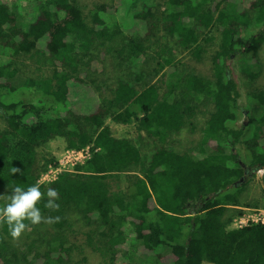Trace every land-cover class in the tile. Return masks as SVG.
<instances>
[{
  "label": "trees",
  "instance_id": "16d2710c",
  "mask_svg": "<svg viewBox=\"0 0 264 264\" xmlns=\"http://www.w3.org/2000/svg\"><path fill=\"white\" fill-rule=\"evenodd\" d=\"M15 1L31 11L21 27L11 0H0V56L8 55L0 57V206L14 186L39 183L59 192L61 207L46 209V197L37 207L61 220L18 240L0 227V264H118L120 248L137 242L150 253L128 264H264V223L229 227L244 186L264 170V91L250 93L237 124L239 91L227 65L242 58L245 76L259 75L264 0H161L156 10L150 0H114L88 12L75 0ZM179 51L207 59L211 73L180 70ZM112 52L150 62L151 76L96 70ZM17 73L31 93L6 100ZM199 112L207 116L196 145L174 149L168 135L193 130ZM107 118L136 122L150 149L113 135ZM57 136L69 149L89 146V157L40 182L53 158L39 164L37 148ZM121 177L126 186L114 189Z\"/></svg>",
  "mask_w": 264,
  "mask_h": 264
},
{
  "label": "rangeland",
  "instance_id": "374dc122",
  "mask_svg": "<svg viewBox=\"0 0 264 264\" xmlns=\"http://www.w3.org/2000/svg\"><path fill=\"white\" fill-rule=\"evenodd\" d=\"M75 1H77V3L83 6L84 12H88L92 8V6L96 3L104 2L108 5H112L114 0H75ZM150 1H152L155 4L154 6L155 10L157 4L161 2V0H150ZM234 1L239 2V0H234ZM15 2H16L15 0H11V7L17 15L18 25L24 27L27 24L30 17V11H31V7H29L30 4L24 1L23 3L20 4L21 5L20 7H16V5L13 4ZM250 31H252L251 28L242 30L241 37L245 38L246 34L249 33ZM120 40L121 37H119V39L116 42H114L115 47L117 45V42H119ZM7 56L8 55L3 54L0 57L2 59H6ZM174 62L176 66H179L180 70L185 69L188 71H192L198 75H209L211 73L210 64L207 59H203L199 61L194 59L193 57H190L185 52H180V51L177 52L174 57ZM258 63H259L258 70H260L259 75L254 79H250L249 77L245 76L242 70L243 66L247 64L242 58L231 57L227 60V65L229 66L232 77L237 82L238 91H239L238 103L240 105V109L238 113V119L236 122L237 124H240L241 122H245L247 119L244 107L252 102V99L249 96L250 93L252 91H255L257 88L264 91V43L258 51ZM93 65L96 70L102 71L103 68L104 75H108L111 77H121L131 81L135 80V77L139 72H142L143 77L145 79L148 76H151L152 74V73H148V71H150V69L152 68V64L150 62H147L145 65H143L141 62L133 63L130 61L122 60L118 58L116 56V53L114 52L105 55V58L102 60L101 64L99 62H96L93 63ZM166 73H168L167 69H166ZM157 77L158 75H156L155 78H152L153 81ZM23 80L24 78L23 75H21V73L20 74L17 73V75L10 80V84L12 85L13 89L6 93L5 95L6 100H16L18 97H21L23 93L25 94L31 93L30 89H28L22 84ZM83 100L86 103L88 102V100L87 101H85V99ZM203 109L205 110V107H203ZM206 116H207L206 112L205 113L199 112V114L195 116L194 119L195 128L193 130L182 128L178 132H171L168 135V142H171L173 148L179 151H183L190 146H195L197 141L201 137L202 134L201 128L204 125V120ZM105 123L110 127L113 135L130 137L135 142L139 143L141 150L143 152L145 151L147 152L148 149H150L152 143L144 136L143 131L138 130L136 128V122L131 121L128 123H117L111 120L110 118H107L105 120ZM5 126L6 123L3 117H1L0 115V128H4ZM67 149L68 148L65 147V140L63 139V137L60 136L49 139V141L45 142L43 145L37 148L36 157L39 164H43L45 161L44 159L49 158L50 156H52L53 158V160L46 165L45 170L41 174L51 170L47 173L48 176L46 178H53L54 172L57 170L59 171L60 170L63 171L67 169L71 170L74 166L72 165L74 163L72 157L63 158V154ZM206 149L209 150V148ZM61 158H63L62 164L59 163V159ZM84 159H82L81 161L84 162ZM76 164H80V163L77 162ZM124 174H122L121 176L123 177ZM122 177L118 181L116 180L111 182L114 189L124 188L126 186V183L124 180H122ZM39 180L42 182V181H47L48 179H41L39 177ZM263 185H264V170L260 169L255 172V174L244 186L242 195L240 197L242 205L234 207L240 210V214L232 218L229 227H234L235 226L234 219L236 220L240 216L249 217V215L253 214L254 212H257L258 210L264 211V195L262 193ZM148 253L150 252L146 250L141 245L140 242H137L135 245L130 246L129 249L120 248L116 260L118 264H128L130 262H143L146 260ZM203 264H211V263L203 262Z\"/></svg>",
  "mask_w": 264,
  "mask_h": 264
},
{
  "label": "clouds",
  "instance_id": "9594fccd",
  "mask_svg": "<svg viewBox=\"0 0 264 264\" xmlns=\"http://www.w3.org/2000/svg\"><path fill=\"white\" fill-rule=\"evenodd\" d=\"M20 172L21 169L18 167L11 169L12 175ZM45 197L47 199L44 207L51 211H59L61 206L57 201L60 196L56 189L48 187L45 193L41 191L39 183L31 185L27 189L19 185L14 186L11 189V194L7 197V202L0 206V227L6 224L11 238L18 240L31 230V226L41 223L51 225L60 222V216H44L41 209L37 207Z\"/></svg>",
  "mask_w": 264,
  "mask_h": 264
},
{
  "label": "built area",
  "instance_id": "2783aa9c",
  "mask_svg": "<svg viewBox=\"0 0 264 264\" xmlns=\"http://www.w3.org/2000/svg\"><path fill=\"white\" fill-rule=\"evenodd\" d=\"M89 154H90L89 146H86V147L81 148L79 150L69 149L68 148L64 152L63 158L64 157H72V159L74 161V163L72 165H76L77 162L83 163L81 160L84 159V158L86 159L87 157H89ZM63 158L59 159V163L60 164H62ZM49 171H51V170H49ZM60 171L59 170L55 171L56 173L54 172L53 178H46L48 176V174H47L48 172H45V173L41 174L40 175V178L41 179L52 180V179L55 178V176L57 175V173H59ZM234 221H235V226L234 227L243 226V225L247 224L248 222H262V223H264V211L263 210H258L257 212H254L253 214L249 215V217L240 216L236 220L234 219Z\"/></svg>",
  "mask_w": 264,
  "mask_h": 264
},
{
  "label": "water",
  "instance_id": "95a60500",
  "mask_svg": "<svg viewBox=\"0 0 264 264\" xmlns=\"http://www.w3.org/2000/svg\"><path fill=\"white\" fill-rule=\"evenodd\" d=\"M241 179H244V178H241ZM238 181H240V180H238ZM238 181H237V182H238ZM237 182H236V183H237Z\"/></svg>",
  "mask_w": 264,
  "mask_h": 264
}]
</instances>
